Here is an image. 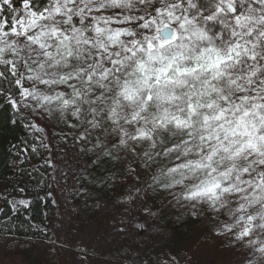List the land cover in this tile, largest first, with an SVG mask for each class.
Listing matches in <instances>:
<instances>
[{
  "label": "snow or ice",
  "instance_id": "obj_1",
  "mask_svg": "<svg viewBox=\"0 0 264 264\" xmlns=\"http://www.w3.org/2000/svg\"><path fill=\"white\" fill-rule=\"evenodd\" d=\"M0 98L13 124L77 129L85 170L115 162L91 203L111 233L143 237L122 242L125 264H159L151 246L189 225L227 264H264V0H0ZM65 201L54 233L91 219Z\"/></svg>",
  "mask_w": 264,
  "mask_h": 264
},
{
  "label": "rangeland",
  "instance_id": "obj_2",
  "mask_svg": "<svg viewBox=\"0 0 264 264\" xmlns=\"http://www.w3.org/2000/svg\"><path fill=\"white\" fill-rule=\"evenodd\" d=\"M30 120L44 129L50 147L51 164L54 165L50 169V193L55 201L56 210L53 224L61 218V212L66 206V197L70 198L71 203L79 205L85 211L86 217H91V219H88L86 224L77 221V226L70 229L61 227V231L58 233L53 232L52 224L51 234L56 237V243L12 235L9 238L8 249L0 247V264H50L52 261H55V264H125L122 254L127 249L122 246V242L123 244H132L139 242L143 237H137L133 241L125 238L123 234H113L111 233L112 220L110 217L93 216L92 197L100 192L92 182V177L98 174L90 166L85 170L84 161L87 160V156L78 152V145L76 150L73 149V141L77 137L78 130L63 123L59 125L51 121L45 123L39 117ZM65 148H67V153ZM129 158L135 160V157L130 156L125 159ZM132 166L134 167L135 164ZM127 167L128 165L125 163L119 168L120 175L116 180V184L119 185L116 189L117 192L126 190L124 176ZM108 175L110 176L109 173ZM54 177H59V182ZM104 189L107 190L104 192L108 196L113 195L111 185ZM21 199L18 198L15 201ZM159 202L160 200L157 201L158 204ZM86 203L89 205L87 209H85ZM21 207L23 206L17 205V208ZM68 220L67 216L63 217L65 224L68 223ZM93 221L98 225L95 229L91 227ZM201 228L202 225H189L180 229L170 240L152 245L148 257L153 261H158L159 264H166V262L174 264L171 259L174 257L184 264L185 254H187V256L194 255L196 257L195 264H227L229 255L217 244L215 237L209 236L207 239H202ZM3 239V232H0V241ZM65 239L68 243L62 247V242ZM169 253H171V257ZM187 264H194V262L187 260Z\"/></svg>",
  "mask_w": 264,
  "mask_h": 264
},
{
  "label": "trees",
  "instance_id": "obj_3",
  "mask_svg": "<svg viewBox=\"0 0 264 264\" xmlns=\"http://www.w3.org/2000/svg\"><path fill=\"white\" fill-rule=\"evenodd\" d=\"M15 119L0 98V232L7 225L16 237L46 240L44 228L48 229L47 236L53 237L51 226L56 217L55 203L49 195L50 147L44 129L30 128L31 120L13 124ZM113 165L97 167L96 176L112 179L104 168ZM5 187L10 193L7 196L3 194ZM18 198L29 201V206L14 210L11 202Z\"/></svg>",
  "mask_w": 264,
  "mask_h": 264
}]
</instances>
